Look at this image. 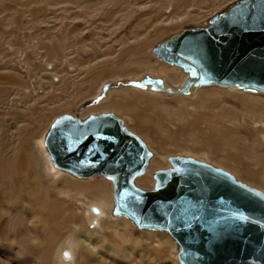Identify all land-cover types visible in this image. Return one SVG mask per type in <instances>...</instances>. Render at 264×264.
I'll return each instance as SVG.
<instances>
[{
    "label": "rangeland",
    "instance_id": "1",
    "mask_svg": "<svg viewBox=\"0 0 264 264\" xmlns=\"http://www.w3.org/2000/svg\"><path fill=\"white\" fill-rule=\"evenodd\" d=\"M2 1L0 0V210L5 215L2 216L3 220L0 219V264H56L52 256V262L40 256V248L35 247L43 240H48L54 226L59 227V241H63L71 229L75 231V226H78L83 237L89 234L107 240L105 242L104 238H100L97 257L91 256L88 262L82 264H98L100 261L107 264H131L138 260L141 264H182L179 259L180 246L168 232L140 228L128 216L116 214L118 180L115 177L110 179L109 176H94L85 179L62 170L58 174L51 168L54 164L46 147V137L60 125L61 120L84 124L106 115L122 119L125 124V127L122 126L124 134L141 139L150 153L146 169L131 179L138 191L160 192L157 175L162 172L177 173V167L170 161L177 158L193 159L209 165L227 174L235 183H242L264 194L260 181L243 175L248 174L247 171L242 172V169L249 168V165L253 167L255 163L238 161L239 169L233 163L232 167L240 171L239 174L231 164L222 162L217 153L212 155L208 151L211 155L210 160H207V151L192 150L191 148L198 146L189 141L193 135L196 136L194 129L204 131L202 135L205 136L207 124L213 120L214 113L218 112L217 107L223 104L222 110L234 111L240 121L239 131L234 130V135L241 134L249 146H253L254 131L251 129L252 125L246 123V112H264V93L244 89L233 91L220 86L199 88L186 85L188 80H185V74L188 79L190 76L183 67L178 66V69L176 65L172 67L167 62L164 64L154 56V49L161 43L184 31L207 26L217 16L246 0ZM170 9L173 12L176 9L186 19L177 24H165L171 19ZM145 35L154 36L153 44L145 52L126 56L120 54L123 46H128V51L134 47L126 43L123 45L122 41L129 42L134 36ZM115 55L123 57V62L116 65L110 61ZM141 58L152 65L153 69L134 71ZM162 67L166 69V73L160 72ZM149 73L158 76L155 78L159 84H168L167 90L162 87L159 89L157 85L140 78ZM147 89L155 92L160 90L163 92L162 96L150 94ZM125 92L132 94L136 101H133L135 108L129 106L121 112L102 110L110 101L121 103ZM154 106L182 110L184 120H175L161 112L157 114L158 109L155 111ZM139 115L148 121L147 126L146 122L140 119L138 121ZM133 120H137L138 128ZM187 121L194 123L189 127ZM216 122L221 131H227L229 122L222 119H217ZM230 126L233 129L237 127L232 123ZM255 148V152L262 150L264 154V148ZM213 158L218 160L213 161ZM56 169L60 171L59 168ZM97 188L110 192L112 206L106 212L114 218H106L98 228L91 225V218L87 214L89 202L94 205L97 201L84 199L79 195L85 191L93 194ZM8 189L11 192L8 193ZM40 192L54 201L64 214L61 215L58 209L53 214L44 209L37 198ZM16 211L35 228L39 244L33 250L28 247L23 250L25 252H20V246L14 241L20 232L24 234V230L11 225L10 217L13 219ZM113 223H120V227L126 228L128 237L133 235L131 238L138 241L136 244L131 240V245L137 246L131 259L115 257L109 252L111 240L105 234L108 232V225ZM160 237L170 239L171 246L158 251L156 245ZM78 239L81 240L80 236ZM102 242H105L103 246ZM86 254L82 255L85 257ZM80 262L78 257L76 264H81Z\"/></svg>",
    "mask_w": 264,
    "mask_h": 264
},
{
    "label": "water",
    "instance_id": "2",
    "mask_svg": "<svg viewBox=\"0 0 264 264\" xmlns=\"http://www.w3.org/2000/svg\"><path fill=\"white\" fill-rule=\"evenodd\" d=\"M154 54L181 64L201 83L264 89V0L237 4L221 20L179 34ZM96 135L103 138L97 140ZM76 138L81 143L68 150ZM92 145L100 152L89 153ZM46 146L52 162L76 176L120 175L119 212L140 228L170 233L180 245L183 264H264V196L253 188L209 165L172 159L179 172L159 175L166 191L135 190L129 177L146 168L147 150L140 140L125 135L121 121L113 116L80 125L63 123L49 132ZM232 213L248 219L234 224Z\"/></svg>",
    "mask_w": 264,
    "mask_h": 264
},
{
    "label": "bare ground",
    "instance_id": "3",
    "mask_svg": "<svg viewBox=\"0 0 264 264\" xmlns=\"http://www.w3.org/2000/svg\"><path fill=\"white\" fill-rule=\"evenodd\" d=\"M246 1H248V0H246ZM246 1H243V2H246ZM2 2H4V0ZM229 10H228V12H229ZM170 12L172 13L170 15L171 19L165 22V24H167V25L175 24V23L177 24L179 22H182L181 20L186 19L184 17L185 15L184 16L179 15L178 12L176 11V9H174V12H173L172 9H170ZM228 12H226V13H228ZM226 13H224L223 15L217 16L209 24H207V26H205L203 28H207V27L211 26L212 24H214L216 21L221 20L226 15ZM180 17H182V18L180 19ZM161 23L164 24V22H161ZM184 32H186V31H184ZM177 36H174V37H172V38H170L168 40H172V39L176 38ZM153 37H154L153 35L152 36L145 35V36H142V37H139V36L135 37L134 36V39L131 38L130 40H128L129 42L122 41L123 42V45H125V43H126L129 46L130 45H134V47L131 50L128 51L127 50V47L128 46L125 45V46L122 47V51H120V54H125V56H126L127 54H132V53L140 54V53L145 52L151 46V44H153V41H154L153 40ZM167 41H165V42L161 43L160 45H158L154 49V51L157 48H159L160 46L166 45V42ZM65 43H67V42H65ZM154 56H155V54H154ZM155 57L157 58V60L159 62H162L164 64L166 63V62L161 61L157 56H155ZM50 58H51V56H50ZM142 59L143 58H141V61L138 62V65L134 67V69H133L134 71H138V70L139 71H142V70H146V69H149V70L153 69L152 65H149L148 63H146ZM111 60H112V62L116 63V65H117V64L123 62V57H120L118 55H115V56H112L110 58V61ZM186 62H188V61H186ZM167 64L173 65L172 67H176L177 66L176 68H178V69H179L178 66H181V67L184 68V66H182L181 64L168 63V62H167ZM174 65H176V66H174ZM184 70L186 72H188L189 73V76H190L189 79H188L187 74H185V76H186V79L185 80H188L186 85H191V86H195V87H199V88L200 87H205V86H217V87L220 86V87H225L227 90H233V91L236 90V89H244L246 91H258V92L264 93V89H261L259 87H255V86H247V87H245V86H240V85H230V84H222V83H215V84H205V83H201L199 81V79H200L199 76H197V77L195 76L194 77V76H192V74H191V72H190L189 69L187 70V69L184 68ZM160 72L166 73L167 71H166V69H164V67H162V68H160ZM170 73L173 74V72H170ZM156 76L157 75L154 74V73H149V75L144 74L140 78L142 80H144V82H149L151 84L157 85V87H159V89L162 87L163 90H167L168 84H166V83L164 85L159 84L157 82V78H155ZM175 80L177 81L176 78H175ZM135 83H134V85H135ZM147 92H149L150 94H155V95H159L160 94L161 96H162V93H163V92L161 93L160 90H158V91L155 92L153 89L152 90L147 89ZM121 100H122L121 103H117L115 101L108 102L107 105H106V107L103 108L102 110H115L117 112H121L122 110L127 109L129 106L135 108V102L136 101H135V99H133L132 94H130L129 92H125L124 95L122 96V99ZM133 101H135V102H133ZM222 105H220V107H217L218 112L216 111V113H214L213 120L209 124H207V126H206L207 132L205 133V136L202 135V132H204V131H200V130L194 129V134H196V136L193 135L191 137V140H189V141L193 145H197L198 147L191 148V149L192 150H198V151H204V150H206L207 153L205 155L208 157V158H206L207 160L209 159L211 153H212V155L214 153H217L218 156H219V158L222 159L221 160L222 162H224L225 164L226 163L231 164L230 165L231 167H232V164L234 163V166L237 167L238 169H239L238 161H241L242 162V161L246 160L248 162L255 163V166H253L254 168L252 167V165H249V168L242 169L243 170L242 172H244V171H247L248 172V174H245L244 173L243 175L248 176V178L251 177V178H253L255 180L260 181L259 182L260 183V186L261 187H264V154H262V150H260V149L264 148V116L261 115V114L264 115V112L263 111L262 112H254V111L253 112H248V111L246 112V117H245L246 118V123L249 126L252 125V128L251 129L255 132V133L253 132V136H255V140L253 142L254 145L253 144L252 145L254 147H256L255 149H258V150L261 151V152H259V151L255 152L253 150L254 147L253 146H249V144L247 143V141L245 140V138L243 136H241V134L234 135V132H235L234 130L239 131L238 128L240 126V121H239L238 117L236 116V114L234 113V111H232V110H228L226 112L223 111L222 108H221ZM123 107H126V108H123ZM163 107H155L154 106L153 108L155 109V111H156V109H158V113L157 114H160V112H161V113H164V114L169 115L171 118H174L175 120H178V121H183L184 120V117H183L184 115L182 114L183 113L182 110H175V109L163 108ZM211 108H213V107H211ZM100 110H101V108H100ZM107 116H112V115H107ZM113 117H116V116H113ZM116 118H118V117H116ZM94 119H96V118H93L91 120H94ZM118 119L121 121L122 126L125 127L124 121L122 119H120V118H118ZM139 119L141 121H143V122H146V126L148 125V121L146 119H144L142 115H139L138 116V121H139ZM217 119H222V120H225V121L229 122L228 123L229 126L227 127L228 129H227L226 132L221 131V128H219L220 126L217 125V122H218V121L216 122ZM66 122H69V121H67V120H61L60 125L63 124V123H66ZM133 122H134L133 124L136 123L135 126H136V128H138L139 127V124H138L137 120H136V122H135V120H133ZM190 122H188V121L186 122V124L189 127H191L192 124L194 123V122H192V123H190ZM195 122H196V120H195ZM70 123L77 124V123H73V122H70ZM86 123H84V124H86ZM231 123H232V125H236L237 127L235 129H233V127L230 126ZM60 125H58V126H60ZM78 125H80V124H78ZM141 125H144V124H141ZM145 129H147V128H145ZM191 133H192V131H191ZM218 133H221V134H224V135H219ZM127 135H129V134H127ZM131 136H133V135H131ZM133 137L137 138L138 140H140L143 143V141L141 139H139L138 137H136V136H133ZM202 137H204V140L202 139ZM146 150H147V157H148V162H149V160H150V153H149V151H148L147 148H146ZM208 151L211 152L210 155H209ZM164 158L167 159V157H164ZM172 159H177V158H172ZM172 159L170 160L171 162H172ZM178 160H183V159H178ZM189 160H193V159H187L186 161H189ZM214 160L217 161L218 159H214L213 158V161ZM194 161H196V160H194ZM148 162H147V166H148ZM172 163L176 167H178L175 162H172ZM56 167L59 168L60 171H57ZM51 168H53L56 171V173L58 172V174H60L61 170L62 171H65V172H68V171H66L64 169H61L60 167L56 166L55 164ZM232 168L234 170H237L234 167H232ZM145 169L146 168L141 169L139 172H137V173H135V174H133V175H131L129 177V181H130V184L131 185H132L131 179L135 175H137V174L141 173L142 171H144ZM214 169L216 170V168H214ZM178 172L179 171L177 169V173ZM238 172L240 174V171H238ZM160 174L157 175V179L160 182V184H158L157 187H158V189H159L160 192H164L167 189H164V187H163V185H162V183H161V181L159 179V175ZM167 175L169 176L171 174L167 173ZM94 176H109V177H113V178L115 177L118 180V188H119L120 175H118V174H116V175L92 174V175H88L87 177H80V178H85L86 179V178H91V177H94ZM149 181H150V179H149ZM166 181L169 183L170 182L169 181V178ZM132 187L135 190H137L133 185H132ZM171 187H170V189H171ZM78 188H81V187H78ZM118 188H117V192H116V201H117V195H118ZM91 190H93V189H91ZM254 190H256V189H254ZM35 191H36V189H35ZM73 191H75V189ZM256 191L259 192L258 190H256ZM9 192H11V191L8 189V193ZM259 193L264 196L263 193H261V192H259ZM9 195H11V194H9ZM12 195H14L13 192H12ZM79 195H80V197H82L84 199L85 198H87V199L90 198L91 200L97 201V204H94V205H92L91 202H89L90 205L88 206V209H87L88 210L87 211V214L91 218V225L93 227H97L98 228L99 226H101L100 223L103 220H105L106 218H108V217L110 219H114L111 214H108L106 212V211L109 212L110 209H111V206H112V200H111L110 192H108V191H106L104 189H98L97 188V189H94L93 194H90L88 191H85V192H80ZM46 196L47 195L45 193L40 192V194L37 196V198H39V202L41 203L42 207L44 209L45 208L48 209L53 214L54 211H57L56 209H58V208L55 205V202L54 201H50ZM48 197H49V195H48ZM59 211L58 212L61 213V215L64 214V212H62L61 210H59ZM116 214H118V215H121L122 214V213L119 212L118 208H117ZM3 215H5V213H3V210H0V219H2V220H3V218H2ZM68 215L70 216L71 213H68ZM122 215H125V214H122ZM125 216H127V215H125ZM10 220H11V223H12L11 225L16 226L18 229L24 230V232H23L24 234H22V232H20V235H18L17 237L14 238V241L17 243V246H20L19 247V251L20 252H25L23 250L26 249V248L28 249V247H29V250H33L35 247L36 248H40V253H39L40 256H44L47 259H50L51 256H52L53 262L56 263V264H76V260H77L78 257H80V260H81L80 263L81 264L83 262H88V259L91 258V256L93 257V256H96V254H97V251H98L97 247H98L99 239L100 238H104V237H99V236L98 237L97 236L94 237L93 235H89V234L86 235L85 237H83L84 235L82 236L79 233L78 226L77 227L75 226L74 227L75 231L73 229H71L70 234L67 237H65V239L63 241H59V237H61V233L58 231L59 230L58 229L59 227L57 228V227L54 226V228L52 229V231L49 234V237H48V240H47L48 242L47 241L44 242V240H43V242L40 245H38L39 242L37 241V236H36L35 228H32L31 225L29 223H27L26 219L21 215L20 212H17L16 211L15 215L13 216V219L10 217ZM106 221H105V223H106ZM109 223H111V222H109ZM119 224L120 223H113V224H109L108 225V232L105 235H106V237L108 239L111 240L110 241L111 245L109 246V252L111 254H113L115 257H122L124 259H131L132 258L133 251L135 252L136 251V248H137V246L131 245L132 244L131 243V240L132 241H135L136 244L138 243V241L135 240L134 238H131L133 235L131 237H128L127 232H126L127 231L126 228L125 227H120ZM57 225H59V222H58ZM61 228H63V226ZM100 228H102V227H100ZM11 230H12V228H11ZM17 234H18V232H17ZM79 236H80V239H81L80 241L78 239ZM104 240H105V242L107 241L105 238H104ZM105 242H102V246H103V244ZM176 242H177V240H176ZM35 245H38V246H35ZM178 245H179V243H178ZM132 246H133V248H132ZM166 246H171L170 239H168L167 237H160V241L157 242L156 249L158 251H161L162 248L163 247H166ZM38 252H39V249H38ZM83 253H87L85 257L82 255ZM41 258H43V257H41ZM179 259H180V257H179ZM42 260L44 261V259H42ZM50 261L52 262L51 259H50ZM40 262H42V261H40ZM94 264H97V263H94ZM98 264H107V263H104V261H100V262H98ZM131 264H141V261H140V263H139V260H138V262L136 261V263L131 262Z\"/></svg>",
    "mask_w": 264,
    "mask_h": 264
},
{
    "label": "snow or ice",
    "instance_id": "4",
    "mask_svg": "<svg viewBox=\"0 0 264 264\" xmlns=\"http://www.w3.org/2000/svg\"><path fill=\"white\" fill-rule=\"evenodd\" d=\"M102 138L103 137H101L100 135H96L95 136V139H97V140L102 139ZM79 143H81V140L79 138L74 139L71 144L67 145L68 150H70V151L75 150ZM88 151H89V153L95 155L96 153L100 152V148H99L98 145H92V146L89 147ZM89 163H91V161H89ZM110 179H112V177H110ZM126 196H131L132 199H134V200H139L140 199V197L138 195L133 194V193H126ZM197 219H198V217H197ZM230 219L235 224V223L246 221L248 218L246 216H243V215L238 214V213H232ZM217 223H219V222L218 221H214L213 222L214 225L217 224ZM234 224L232 226H234ZM227 226H229V225H226V227ZM212 230H213V232H216V228L215 227H213Z\"/></svg>",
    "mask_w": 264,
    "mask_h": 264
}]
</instances>
